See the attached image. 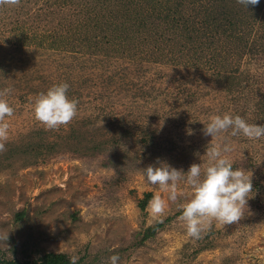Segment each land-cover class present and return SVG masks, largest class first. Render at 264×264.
Segmentation results:
<instances>
[{
    "label": "rangeland",
    "instance_id": "1",
    "mask_svg": "<svg viewBox=\"0 0 264 264\" xmlns=\"http://www.w3.org/2000/svg\"><path fill=\"white\" fill-rule=\"evenodd\" d=\"M153 1L156 12L148 0L0 5V92L10 89L0 99L13 108L0 122L8 124L0 141V236L8 233L0 264H44L46 254L77 255L76 264H110L112 255L117 264H264V137L203 134L213 115L264 124V46L252 49L264 45V24L232 33L240 44L221 28L196 34L192 23L177 36L165 20L204 7ZM254 7L264 19V0ZM61 82L77 115L46 129L33 101ZM208 143L231 146L226 155L251 176L252 197L239 222L213 221L194 239L179 219L190 188L178 181L171 201L143 168L204 167ZM147 194L166 202L159 220L149 202L140 206Z\"/></svg>",
    "mask_w": 264,
    "mask_h": 264
},
{
    "label": "clouds",
    "instance_id": "2",
    "mask_svg": "<svg viewBox=\"0 0 264 264\" xmlns=\"http://www.w3.org/2000/svg\"><path fill=\"white\" fill-rule=\"evenodd\" d=\"M245 8L259 4L260 0H237ZM19 0H0V5L15 6ZM69 85L66 82L53 84L45 92L40 93L33 101V113L46 129H56L67 125L77 115V101L67 95ZM10 89L5 88L0 96L6 95ZM13 114V108L6 100L0 99V122ZM203 134L211 140L221 133L230 130L232 136L242 134L249 139L264 137V124H249L239 115H213L203 123ZM190 134V133H189ZM8 137V124L0 123V141ZM210 140V141H211ZM4 143L0 142V151ZM232 148L228 144H207L205 153L206 166L193 163L185 171L177 169L164 161L150 164L143 168V175L149 185L157 186L168 192V199L175 201L176 185L184 181L191 190L190 198L179 204L183 222L189 237L199 239L201 234L216 221L222 225L239 222L248 209V200L252 197L253 184L243 168L234 167L233 161L226 155ZM166 209V202L160 195H154L147 210L153 220H159ZM8 239V233L0 236ZM79 256H70L71 264H76ZM110 264H117L118 255L109 257Z\"/></svg>",
    "mask_w": 264,
    "mask_h": 264
},
{
    "label": "trees",
    "instance_id": "3",
    "mask_svg": "<svg viewBox=\"0 0 264 264\" xmlns=\"http://www.w3.org/2000/svg\"><path fill=\"white\" fill-rule=\"evenodd\" d=\"M148 1H152L153 5L151 7L152 10H154L155 12L158 10L157 8V3L154 2L153 0H148ZM188 0H181V2L179 4H177L178 8L181 6V8L184 10V7L187 5ZM191 5H202V7H204L203 11H199V12H194L192 15H190V17H185V16H179V18L177 16H173L172 19H166L165 21H167L166 23L169 25L167 28V32H172L173 34H178L181 33V31L190 27V24H197L199 26L198 27V31L193 28L196 32V34L203 32L204 36H208L210 33H217L218 32V28L223 29V32H227V31H231L230 35H228L227 37L233 38L236 37V41L240 44V41L238 40L237 37H239V39L242 37L239 36V34H236V36H234L233 34L240 32L241 30H243L245 27H248L249 30H253V25L252 24H264V19L261 18L262 16L260 14H258V7H253L250 6L249 9L245 8L243 5L241 4H236L237 0H189ZM149 3V2H148ZM240 6L239 9H237V6ZM161 7H169V6H159ZM162 9V8H161ZM183 10L181 12H179V15H184L183 14ZM200 10V9H199ZM256 12H254V11ZM145 13V12H144ZM154 14V13H153ZM160 19H163L164 17L159 16ZM152 18V17H151ZM176 18V19H175ZM158 19V18H156ZM155 19V20H156ZM151 20V19H150ZM149 20V21H150ZM152 21V20H151ZM153 24V22H152ZM172 25V26H170ZM217 30V31H216ZM192 33V31H190ZM193 32V33H195ZM245 32V30H244ZM233 33V34H232ZM242 33V32H240ZM195 34V35H196ZM215 37V35H214ZM198 38H202L200 36H198ZM252 45V44H251ZM264 45L257 47L256 44H254L252 46V49L256 52L258 50V52L261 53L262 48ZM254 53V52H252ZM255 54V53H254ZM233 56L237 57L240 56V53L238 52H233ZM152 198L151 194H147L146 198L144 200H142V202L140 203V206L142 209H145L147 202L150 201V199ZM58 260H62L63 264H71V261L66 258L65 255L63 254H57V255H52V254H46L43 257V263L44 264H58ZM12 263V262H10ZM16 264H19V262H16Z\"/></svg>",
    "mask_w": 264,
    "mask_h": 264
}]
</instances>
